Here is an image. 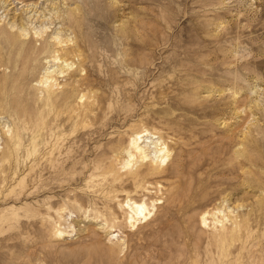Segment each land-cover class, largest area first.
Here are the masks:
<instances>
[{
	"label": "rangeland",
	"instance_id": "rangeland-1",
	"mask_svg": "<svg viewBox=\"0 0 264 264\" xmlns=\"http://www.w3.org/2000/svg\"><path fill=\"white\" fill-rule=\"evenodd\" d=\"M0 264H264V0H0Z\"/></svg>",
	"mask_w": 264,
	"mask_h": 264
},
{
	"label": "bare ground",
	"instance_id": "bare-ground-1",
	"mask_svg": "<svg viewBox=\"0 0 264 264\" xmlns=\"http://www.w3.org/2000/svg\"><path fill=\"white\" fill-rule=\"evenodd\" d=\"M28 22H30V21H28ZM14 28H16L15 24L10 25V29H14ZM15 35H17L19 38H24L25 39L28 34H27L25 28L21 27V28L18 29L17 34H15ZM34 39H35V37H34ZM56 39H57V37L56 38L54 37V40H56ZM25 41L26 40L22 41L23 45H24ZM63 42H64V40L63 41L62 40L58 41V39H57V42H55V44L57 43V45L58 44L61 45V43H62V45H65V44H63ZM69 42H70V40H69ZM43 46H45V45L43 44ZM59 49H61V48H59ZM62 51H64V50L62 49ZM65 54H68V53H65ZM151 139H153V138L145 130L143 132H140V133L134 135L130 139L129 144L127 145L128 148H126L127 149L126 153H127V156H128V159L126 161L127 167L130 166V164L133 161L135 163L152 162V163L157 164L156 166H158V164H161L164 161V157H165V155H163L164 148L161 147L159 142H154ZM146 140H151L152 142L148 145ZM150 145H152V146H150ZM124 206H125V204H124ZM123 208H127V210H128V214H127V218L126 219H127V221L130 224H132L131 226H133V224L136 223L138 220L146 219V216H147L146 215V210L147 209L145 208V206L143 204H136L134 202L133 203L131 202V203H126V207H123ZM147 214H148V212H147ZM148 215H150V214H148Z\"/></svg>",
	"mask_w": 264,
	"mask_h": 264
}]
</instances>
